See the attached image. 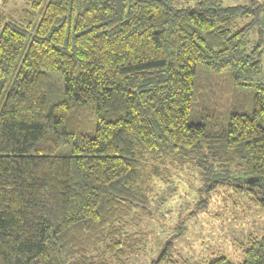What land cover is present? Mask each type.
I'll return each mask as SVG.
<instances>
[{"label": "trees", "instance_id": "trees-1", "mask_svg": "<svg viewBox=\"0 0 264 264\" xmlns=\"http://www.w3.org/2000/svg\"><path fill=\"white\" fill-rule=\"evenodd\" d=\"M21 2L0 12V264H122L185 168L264 212V2ZM240 246L151 263L264 264V227Z\"/></svg>", "mask_w": 264, "mask_h": 264}, {"label": "rangeland", "instance_id": "rangeland-1", "mask_svg": "<svg viewBox=\"0 0 264 264\" xmlns=\"http://www.w3.org/2000/svg\"><path fill=\"white\" fill-rule=\"evenodd\" d=\"M227 2L237 4L247 3L248 0ZM21 6V0H0V12L4 15L17 12ZM248 21L249 18H242L239 26ZM260 33L264 46V9L260 13L259 23L249 32V49L257 42ZM262 57L264 66V48ZM49 75L51 78H60L53 72ZM68 149V146H64L60 151ZM170 179L173 181V187L170 188L169 196L164 204H160L152 222L143 229L146 238L143 249L128 256L122 264H152L151 261L157 259L158 254L169 242L175 260L186 258L198 262L222 255L233 263L240 262L241 243L249 234H258L264 227V212L248 202V192L239 194L234 188H226L205 196L206 193L200 191L199 182L191 168L177 171ZM164 186L160 184L159 188ZM200 201L205 206L201 211L196 205ZM178 226H181V229H178Z\"/></svg>", "mask_w": 264, "mask_h": 264}]
</instances>
